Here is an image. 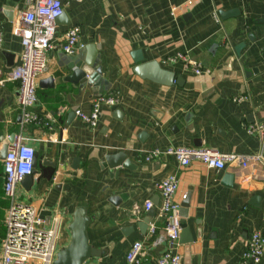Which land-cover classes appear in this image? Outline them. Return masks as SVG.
Listing matches in <instances>:
<instances>
[{"label":"crops","instance_id":"crops-1","mask_svg":"<svg viewBox=\"0 0 264 264\" xmlns=\"http://www.w3.org/2000/svg\"><path fill=\"white\" fill-rule=\"evenodd\" d=\"M6 1L0 0V147L11 134L30 138L36 166L30 185L18 183L15 195L45 227L57 219L56 250L69 242L68 225L80 206L88 218L87 243L96 252L82 264H133L125 253L136 240L143 243L139 264H155L166 248L163 220L157 222L158 242L137 224L146 213L144 200L152 203L149 221L155 216V183L173 174V200L180 204L188 193L185 223L193 241L185 258L180 229L173 249L181 255L179 264H250L241 263L240 255L253 231L264 236V166L220 170L198 161L179 166L167 155L145 162L142 155L152 148L198 146L194 142L220 153H261L264 137L245 126H264V0H67L65 20L55 23V47L35 80L32 109L52 123L51 130L19 123L17 84L5 76L19 63V39L11 29L25 3L16 0L7 8ZM71 26L83 47L95 46V81L76 74L74 61L83 50H60ZM136 50L139 62L131 57ZM176 54L199 62L200 73L181 59L167 60ZM148 61L173 72L179 83L162 85L132 72ZM97 95H112L116 102L100 105L90 128L72 112H89ZM2 158L0 240L8 204ZM225 174L233 175L231 185L224 183ZM184 211L180 206L179 215ZM258 264H264V249Z\"/></svg>","mask_w":264,"mask_h":264},{"label":"built area","instance_id":"built-area-1","mask_svg":"<svg viewBox=\"0 0 264 264\" xmlns=\"http://www.w3.org/2000/svg\"><path fill=\"white\" fill-rule=\"evenodd\" d=\"M25 9L18 11L13 21L11 33L19 39V63L6 74L5 79L17 84V104L20 125L33 124L52 129V123L37 114L33 109L36 102L35 80L46 63L47 52L55 47V18L62 12V6L67 0H23ZM175 8H172L174 10ZM1 43V33H0ZM60 50L66 55H74L83 48L78 40V28L68 27L63 33ZM183 60L193 73H200L199 62L184 54H176L167 58L168 61ZM1 81V80H0ZM236 98L234 100H239ZM116 99L112 95H97L93 98L89 112L74 109L73 114L88 127L96 126L100 105H113ZM248 133H257L264 137V126L247 124ZM29 137L13 134L8 143L2 164V193L7 200L4 215V234L0 240V264H51L56 248L57 230L54 224L45 227V220L28 204L16 199V185L32 171L34 150L28 144ZM167 155L172 157L179 166H187L192 161H198L207 168L228 170L232 166L245 168L250 163L264 166L261 153L240 155L235 153H220L215 149L202 146L152 148L144 151L142 159L145 162ZM160 195V202L155 216L148 222L147 233L155 235V241L160 240L158 233L159 220H163L161 230L166 248L156 258L155 264H179L181 255L174 251L180 232V204L173 200L177 189L175 175H167L155 183ZM185 197L181 194V199ZM145 211L152 207L150 200H144ZM143 243L133 241L125 260L128 263L139 264ZM264 249V236L259 231H253L241 252V263L258 264Z\"/></svg>","mask_w":264,"mask_h":264},{"label":"water","instance_id":"water-1","mask_svg":"<svg viewBox=\"0 0 264 264\" xmlns=\"http://www.w3.org/2000/svg\"><path fill=\"white\" fill-rule=\"evenodd\" d=\"M16 0H7L6 1V7L10 8L14 4ZM9 17V14H7V18ZM64 12L62 11L56 18L55 23L64 21ZM80 50L84 51V56L79 57L75 62L76 68L79 69V71L76 72V74H81V76H84L86 79L89 80H96L98 77V70L95 69V46L92 44L86 45ZM131 57L134 62H139L141 60V55L139 51H134L131 54ZM80 60V61H79ZM132 72L139 76L140 78L148 79L152 82L159 83L162 85H171L173 83L178 84L179 83V77L175 76V74L171 71L164 70L160 68L158 63L156 61H148L143 63H137L134 67H132ZM47 80H52L51 77H47ZM73 114V112H72ZM71 114V115H72ZM13 135L7 137L5 143H3L0 147V158H2L5 155L7 145L12 141ZM200 142L195 143L194 145H201ZM261 155L264 158V139L261 149ZM36 158L33 157L32 160V167L34 168L36 166ZM122 166L128 167V163L123 162L121 163ZM111 167L114 165H110ZM233 180L232 174H225L223 177V181L226 185H231ZM19 184L23 185L24 187H27L30 185V175H26ZM188 193L186 194V197H184L180 201V206L183 208L184 214H180V228L183 232V240H180L179 242L182 243L186 251L184 254V257L187 258L189 252L191 249L189 248V245L192 244V239L188 235L186 223H185V216L187 212L188 207ZM152 216V210L149 209L146 211L145 216L138 222V228L142 231H145L147 224L149 222V218ZM88 223V218L85 214V210L77 206L73 213L71 221L68 225V229L70 231V240L67 243V245L63 248H60L56 250L54 259L51 264H82L87 258L96 255V252L93 248H91L87 243L86 238V226ZM196 236H199V232L197 231Z\"/></svg>","mask_w":264,"mask_h":264}]
</instances>
